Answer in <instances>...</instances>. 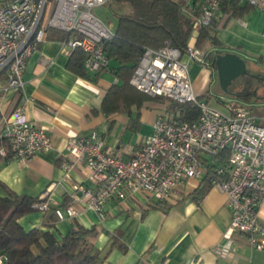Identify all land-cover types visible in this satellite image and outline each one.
<instances>
[{
    "label": "built area",
    "instance_id": "1",
    "mask_svg": "<svg viewBox=\"0 0 264 264\" xmlns=\"http://www.w3.org/2000/svg\"><path fill=\"white\" fill-rule=\"evenodd\" d=\"M240 1L264 14V0ZM110 2L0 0V92L22 90L26 63L47 41L49 30L74 35L61 42L64 53L69 57L74 50L83 52L87 73L107 68L103 42L113 36V31L111 24L97 18L93 10ZM199 3V17H190L192 32L186 53L171 47L146 49L130 79L133 88L150 98L196 106L197 120L172 124L157 117L152 134L130 152L129 159L106 151L104 142L95 135L68 139L61 170H83L90 186L72 185L71 201L65 207L56 206L48 191L33 204L36 211L46 214L54 207L55 219L63 221L77 216L74 206L79 203L103 219V207L111 200L125 202L141 194L158 203L166 202L180 185L201 181L214 158L226 154L225 159L221 156L223 164L214 168L211 180V187L226 197L231 215L216 254L227 264L237 248L234 236H243L251 250L264 254V222L258 216L264 201V126L247 105L227 103L222 111L194 94L182 57L211 67L195 44L200 30L216 19L220 9V0ZM50 149L45 130L30 122L22 109L1 117L0 160L25 165ZM6 261V255L0 254V264Z\"/></svg>",
    "mask_w": 264,
    "mask_h": 264
},
{
    "label": "crops",
    "instance_id": "2",
    "mask_svg": "<svg viewBox=\"0 0 264 264\" xmlns=\"http://www.w3.org/2000/svg\"><path fill=\"white\" fill-rule=\"evenodd\" d=\"M238 1L245 8L238 17L229 18L219 9L214 34L221 47L207 48L208 53L215 56L230 52L244 62L264 64V14ZM124 7L129 9L127 5ZM68 58L61 42L47 40L28 59L22 90L0 92V119L22 109L27 119L44 129L51 141L50 150L36 154L25 165L0 160V182L16 195L34 199L49 191L58 207L71 201L72 185L90 186L83 170L69 173L61 170L68 139L95 135L104 142L106 151L129 159L130 152L152 134L154 120L168 117L172 110L171 101L152 99L143 104L136 122L135 116L126 113L107 116L101 106L107 91L118 84L116 77L107 69L88 73L92 80L84 79L67 70ZM182 60L187 65L194 94L203 98L201 101L222 111L227 103H234L224 95L210 92L216 74L213 68L185 56ZM242 102L264 126V99L253 100L249 96ZM200 182H185L166 202L158 203L141 194L125 202L111 200L103 207V219L77 203L74 206L77 216L72 219L51 222L54 208L51 207L46 214L35 212L18 222L25 231L47 230L44 226L49 224L52 226L49 230L58 239L72 229L93 230L87 240L103 264H226L216 249L230 225L227 200L218 190L210 188L196 201L193 193ZM0 196H5L1 188ZM258 216L264 222V201ZM114 240L117 245L112 246ZM234 240L237 248L227 264H264V254L251 250L243 236H234Z\"/></svg>",
    "mask_w": 264,
    "mask_h": 264
},
{
    "label": "trees",
    "instance_id": "3",
    "mask_svg": "<svg viewBox=\"0 0 264 264\" xmlns=\"http://www.w3.org/2000/svg\"><path fill=\"white\" fill-rule=\"evenodd\" d=\"M110 4L116 6L115 11H112L116 23L112 30L113 36L103 42L108 66L99 72L108 69L116 77L118 84L107 91L101 111L107 116L126 113L130 117L135 116L136 122L145 102L161 99L150 98L130 85V79L144 51L171 47L184 55L192 32L190 17H199L201 4L199 0H190L188 3L181 0H111ZM126 5L130 11L121 13L120 8ZM190 8L192 10L188 12ZM244 9L238 0H220V11L229 18L238 17ZM217 23L214 19L209 26L203 27L195 44L198 50L204 51L205 60L209 61L213 69L214 56L208 53L207 48L221 47L214 34ZM72 38L73 34L57 30H49L47 34V40L58 42ZM84 60V53L74 50L68 58L66 68L79 77L92 80L83 68ZM230 95L245 101L250 96L246 87L240 92H231ZM198 116L196 106L172 102L167 121L172 124L192 123ZM221 156L224 159L227 157L226 154ZM221 156L214 158V164L209 165L208 174L193 193L196 201L201 200L212 188L213 170L224 161ZM0 188L5 193V196H0V254L6 255L5 264H103L98 252L87 240L93 230L72 229L60 239L49 230L52 227L49 224L44 226L47 230L34 228L25 231L18 221L25 215L38 213L32 207L38 198L18 196L1 182ZM50 221H55L54 213ZM115 245L117 242L114 240L112 246ZM118 247L120 248L119 245Z\"/></svg>",
    "mask_w": 264,
    "mask_h": 264
},
{
    "label": "rangeland",
    "instance_id": "4",
    "mask_svg": "<svg viewBox=\"0 0 264 264\" xmlns=\"http://www.w3.org/2000/svg\"><path fill=\"white\" fill-rule=\"evenodd\" d=\"M116 6L115 5H105L99 8H96L93 10V14L101 19L104 22H108L111 24V29L113 30L116 20L114 15L112 14V11H115ZM130 10L126 7L120 8L121 13H128ZM230 53V52H227ZM226 54V53H224ZM234 54V53H230ZM246 70L248 72V75L242 78L240 81H237L233 88L231 89V92H240L244 89V87L247 88V92L250 94L251 99H264V64H255L253 62H250L248 60H245ZM213 85L211 88H209L211 93L221 94L226 96L230 101L234 103H238L240 105H247L242 102V100L231 97L230 94H225L220 87L217 75L215 74L213 77ZM263 101V100H262ZM230 104V103H229ZM164 119H167V117H164Z\"/></svg>",
    "mask_w": 264,
    "mask_h": 264
},
{
    "label": "water",
    "instance_id": "5",
    "mask_svg": "<svg viewBox=\"0 0 264 264\" xmlns=\"http://www.w3.org/2000/svg\"><path fill=\"white\" fill-rule=\"evenodd\" d=\"M213 63L221 90L225 94L231 93L235 81L248 75L244 60L236 54H217Z\"/></svg>",
    "mask_w": 264,
    "mask_h": 264
},
{
    "label": "flooded vegetation",
    "instance_id": "6",
    "mask_svg": "<svg viewBox=\"0 0 264 264\" xmlns=\"http://www.w3.org/2000/svg\"><path fill=\"white\" fill-rule=\"evenodd\" d=\"M242 78H244L243 76L242 77H240L239 79H238V81H240ZM237 81H235L234 83H236Z\"/></svg>",
    "mask_w": 264,
    "mask_h": 264
}]
</instances>
